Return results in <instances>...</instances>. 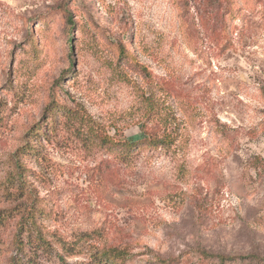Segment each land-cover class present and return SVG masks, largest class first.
Returning a JSON list of instances; mask_svg holds the SVG:
<instances>
[{
	"label": "rangeland",
	"instance_id": "374dc122",
	"mask_svg": "<svg viewBox=\"0 0 264 264\" xmlns=\"http://www.w3.org/2000/svg\"><path fill=\"white\" fill-rule=\"evenodd\" d=\"M237 2L0 0V264L33 217L35 264L264 259V0Z\"/></svg>",
	"mask_w": 264,
	"mask_h": 264
},
{
	"label": "trees",
	"instance_id": "16d2710c",
	"mask_svg": "<svg viewBox=\"0 0 264 264\" xmlns=\"http://www.w3.org/2000/svg\"><path fill=\"white\" fill-rule=\"evenodd\" d=\"M226 4L228 6V17L229 22L233 21L237 16L240 15L242 12L241 8L238 5L237 0H226ZM226 29L228 30V37H229V43H232L233 41V35H232V24H227ZM165 123L167 121L165 120ZM224 146L227 148H230L229 150H232V146L230 141L226 140L224 138ZM178 136L174 135L173 133H167L165 132L162 138H159L157 136H151L150 138L146 139L143 142H125L122 146L123 149L126 148L127 153L131 155L132 152H136L141 149L151 148L154 150H167L171 151L173 149L178 148ZM226 144V145H225ZM121 143H119V147H121ZM231 147H230V146ZM131 153V154H130ZM253 167L255 168H262L264 169V159L258 158L255 162H253ZM37 220L35 217L33 219H28L27 224H24L22 226V229L24 233L21 235H17L14 240V245L16 247V255L12 257L10 264H35L36 256L40 253H48L51 249V243L50 240H48L47 233L44 232V230L36 224ZM197 255L204 259L209 260H218L221 264H228V263H234L237 261H244L248 259H254L259 261L260 263L264 264V259L260 258L256 255H250V256H224L221 254H213L206 250H197ZM187 254H182L177 258H160L157 257V264H178L180 263L184 258H186ZM130 257V252L124 248H111L104 252L99 257V264H119V261L123 259H128Z\"/></svg>",
	"mask_w": 264,
	"mask_h": 264
}]
</instances>
